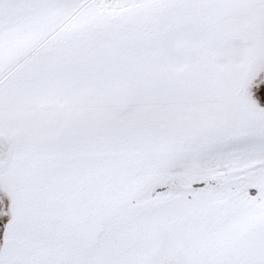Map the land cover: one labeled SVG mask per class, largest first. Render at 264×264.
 Listing matches in <instances>:
<instances>
[{
  "label": "snow or ice",
  "instance_id": "snow-or-ice-1",
  "mask_svg": "<svg viewBox=\"0 0 264 264\" xmlns=\"http://www.w3.org/2000/svg\"><path fill=\"white\" fill-rule=\"evenodd\" d=\"M0 264H264V0H0Z\"/></svg>",
  "mask_w": 264,
  "mask_h": 264
}]
</instances>
